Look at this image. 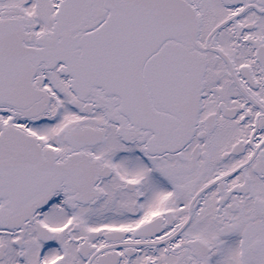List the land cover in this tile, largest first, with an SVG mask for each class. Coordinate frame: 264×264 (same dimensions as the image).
<instances>
[{
  "label": "snow or ice",
  "instance_id": "6c2138e0",
  "mask_svg": "<svg viewBox=\"0 0 264 264\" xmlns=\"http://www.w3.org/2000/svg\"><path fill=\"white\" fill-rule=\"evenodd\" d=\"M0 264H264V0H0Z\"/></svg>",
  "mask_w": 264,
  "mask_h": 264
}]
</instances>
